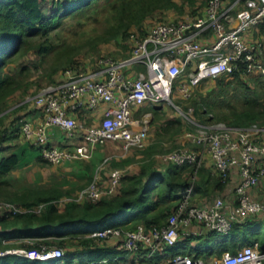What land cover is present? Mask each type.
<instances>
[{"label":"built area","instance_id":"1","mask_svg":"<svg viewBox=\"0 0 264 264\" xmlns=\"http://www.w3.org/2000/svg\"><path fill=\"white\" fill-rule=\"evenodd\" d=\"M240 5L235 21L230 23L231 12ZM259 26L262 38L246 42V32ZM206 34L213 36V40L202 43L199 38ZM131 38L133 45L126 57L104 56L92 65L84 64L81 70L67 68L61 82L36 95L35 103L41 107V122L34 125L29 120H21L20 131L25 140L40 147L44 160L60 163L88 158L95 146L106 141H119L124 152L131 147L141 148L146 143V125L134 126L132 108L144 103L153 106L167 103L178 108L172 100L174 96L189 99L203 80L234 71L260 72L264 77V63L256 58V49L264 41V0H207L200 16L183 21H158L150 25L143 36L131 34ZM135 66L141 68L135 69ZM101 105V117L95 123H87L76 116L81 108L91 112ZM52 127L63 129L67 136L81 132L82 143L75 150L49 145L47 130ZM185 137L197 146L196 150L181 147L160 156L166 163L194 167L166 223L150 228L138 224L132 230L108 226L88 233L86 236L95 240H118L124 253L80 264H264V249H260L258 240L233 252L224 251L205 258L194 252L165 254L166 248L181 236L190 238L206 232L226 234L233 225L264 213V201L250 193L251 187L264 181V124H198L195 130L186 132ZM204 153L215 174L222 178H230L234 171L238 174L230 199L216 196L207 202L194 201V182ZM98 169L92 180L77 192L76 201L89 199L94 202L102 194L113 193L122 170L111 169L108 184L100 187ZM41 208L42 204L36 211ZM1 210L25 211L9 201H0ZM21 241L32 243L34 239H2V244ZM156 253L164 255L163 258L146 262ZM6 254L50 260L62 257L64 249L46 243L32 250L0 248V256Z\"/></svg>","mask_w":264,"mask_h":264},{"label":"trees","instance_id":"2","mask_svg":"<svg viewBox=\"0 0 264 264\" xmlns=\"http://www.w3.org/2000/svg\"><path fill=\"white\" fill-rule=\"evenodd\" d=\"M99 1L101 0H0V197L25 209L24 212L14 213L6 210L0 211V228L2 229L0 248L7 246V244H2V239L20 240L22 238L34 239V242L25 244L29 250L39 248L40 243L56 244L65 248L64 255L56 259L37 260L17 254H6L0 256V264H73L74 260V264H80L124 253L123 249L119 247L118 240L109 242L95 240L87 237L86 234L108 226H119L124 230H132L138 224L145 228L165 224L177 205L180 191L187 185L193 173L194 167L189 164L178 166L166 163L162 168H158L152 159L141 164L135 173H123L113 193L102 194L94 202L89 199L78 202L74 199L77 192L84 187H81L77 192H61L55 188H49L7 193L8 184L4 177L22 163L24 155L28 161L30 160L28 159L30 153H27V150L39 151L40 149V147L30 144L19 148V151L5 153L10 149V146L6 145L7 142L17 141L21 138L20 125L24 115L20 112L28 109L29 104L24 102L7 110L12 105L10 101L15 93H21V97L17 101L20 102L29 89L25 81L29 67L27 64L17 67L14 62L30 53H33L37 59L50 53L54 47L47 42L54 35L53 31H57L67 18L81 14ZM105 1H108L107 9L111 16L107 15L103 35L96 37L95 41L111 42L117 45L118 41L128 39L133 27L143 36L146 32L143 27L144 21L154 15H158L162 20H154L151 25L158 21H166L162 17L165 11L184 12V6L187 4L192 8V13H198L199 9H203L207 2V0H203V5L195 7L196 0ZM83 65H74L71 68L81 70L84 68ZM57 69V67L53 68L54 71ZM246 76L252 77L255 82L258 81L261 85L264 84V77L260 72L244 74L240 70L213 78V82H211L213 86L206 94H199L204 101L205 99L216 100L218 97L222 100L226 96L229 101L233 96L226 95L225 91L232 88L234 89L232 95H235L238 94L236 86H240L244 95L243 106L238 109L235 105L229 104L226 107L228 112L222 115L229 125L246 126L256 121L264 123V86L262 85L260 92H255ZM63 79L64 75L61 73L56 83ZM200 87L201 84L196 86L194 93ZM191 98V102L197 104L196 97L192 96ZM198 103L201 104V102ZM143 105V107L150 108L154 116L158 115L162 107L148 103ZM203 106L205 107V105ZM37 108L41 111L40 106L37 105ZM217 108L215 107V109ZM218 109L220 110V108ZM5 110L7 111L2 113ZM7 118L11 119L6 123L4 120ZM165 122L170 126L173 123L180 124L181 120L173 118L172 120L166 119ZM158 128L162 127L159 125ZM185 140L189 141L186 137ZM145 147L146 143L141 148L131 147L125 156L108 158L104 163L110 168L109 170L122 168L129 163L130 158L126 154L132 150H141L150 155L153 153L151 147L147 151ZM37 157L40 155L38 154ZM24 163H27L26 160ZM102 169L99 168L98 173H101ZM229 181L230 178H222L215 174L210 166L202 163L197 169L194 182V201L207 202L211 196L222 195L228 187ZM252 188L254 186L250 188V191ZM40 204H42V208L36 211V207ZM262 214L253 216L243 225H233L230 231L222 236L215 232H206L203 235L190 238L181 236L177 242L187 240L193 242L195 240L194 246L205 247L208 254L211 251H214L215 255H220L224 251L233 252L239 246L245 245L238 243L241 227L245 229L243 231L251 232L257 236L262 233L264 236V230L262 231L264 214ZM113 218H117V221L112 223L110 220ZM262 239L260 247L264 249V238L262 237ZM254 240L258 239H252L246 243H251ZM195 254L198 256L200 253L196 251Z\"/></svg>","mask_w":264,"mask_h":264},{"label":"rangeland","instance_id":"3","mask_svg":"<svg viewBox=\"0 0 264 264\" xmlns=\"http://www.w3.org/2000/svg\"><path fill=\"white\" fill-rule=\"evenodd\" d=\"M107 3L108 1L104 2V0H101L81 14L79 13V15H75V17H70L64 20L59 26V29L57 31H53L55 32L54 35H52V38L47 42L52 44V46L54 47V49L50 53L43 55L42 57H40V59H37V57H35L33 53H30L29 55L21 57L14 62L17 67H19V65L21 64H27V66L29 67L25 79L26 85L29 89L28 92L25 93L24 99L20 102L17 101L20 99L21 93H15V95L11 97L12 99L10 101V104L12 105L7 110L24 102L29 104L33 103L37 94H39L48 86L57 84L56 81L60 78L61 73H63V71L67 68H71L72 66L79 64L83 65L86 62L93 63L98 58L104 56L121 59L126 57L130 53L133 45L131 34H135V36H141L140 32L137 31V29H134V27L131 29L128 39L125 41H118V45L111 42L106 43L102 41H95L96 37H100L101 35H103L102 33L104 25L106 24L107 15L111 16L109 9H107ZM202 3L203 0H196L195 7H200L201 5H203ZM184 9V12H179L178 10H169L163 12V20L183 21L187 20L190 16H193L192 8H190L189 5L186 4L184 6ZM158 19L161 18L158 15H154L152 18L144 21V29L147 30L151 23L154 22V20ZM93 44L96 46H92ZM54 67H57L58 69L54 71ZM246 77L248 83L253 87V90L255 92H260L262 90H260V88L262 87V85L264 86V84L261 85L260 82H255V79L253 80L250 76ZM212 86L213 83L207 82L201 84V87L198 88L199 90H195V93H193L194 95L192 96L196 97L197 104H193L191 102L192 98L186 100L182 98H174V100L172 98L178 108L176 109V107L173 105L163 103L164 105L161 107L160 112L155 116L152 113V110L148 107L141 108L140 106H136L132 108V118L134 126L139 128L142 125H146L145 150L147 151L148 148L151 147L153 153L150 155L149 153H143L141 150H132L128 152L126 156L130 158L129 163L122 166V168L119 167V169L122 170V173H135L139 170L141 164L147 163L152 159L156 167L162 168L163 166H165L166 162H163L160 159V156L175 148L184 147L196 150L197 146L194 143L185 140V133L191 130H195L198 124L222 122L229 125V123H227L228 121L222 118V115L228 112L226 107L229 104L235 105L238 109L243 106V90L240 88V86L237 85L236 90L238 94L232 95L234 90L232 88L225 91L227 93L226 95L233 96L229 101L228 99H226V96L222 100L219 99V97L216 98V100L208 101L207 99H205V102L204 99L199 96V94H206V92ZM198 102H201V104ZM202 104L205 105V107ZM215 107L220 108V110L218 108L215 109ZM173 118H179L181 120V123H173L170 126L166 125L165 120H172ZM251 123L264 124L260 121ZM159 125L162 128H158ZM64 139L65 136L60 131L57 138H55L54 143L58 145ZM67 140L76 142V138H67ZM116 144H118V142ZM118 152L119 149L117 148L112 147V149L110 150L107 147L106 150L105 147V149L101 150V152L96 155V161L94 162L95 165H92L90 172L92 173L94 167L96 166L101 169L104 167L101 170L102 172H106L107 170H109L110 168L106 166V163L103 162L102 158H105L106 155L117 154ZM38 153V150L30 151L31 156H37ZM203 156L204 158L202 160H207L208 156L206 155V153H204ZM20 173L25 177L26 169H23V171L21 170ZM33 174L35 179H32L27 175V180H24L23 178L19 180L17 179V181L14 180V184L16 186L20 184L21 186L24 185L25 187L31 188H46L58 185L72 186L78 183H82L81 185L83 187L87 185L84 183L86 182L84 180L85 177H78L71 171H66L59 166H53L50 164H47L44 169L33 172ZM76 190L79 189L75 188V190H73L72 192H76ZM213 197L214 196H211L210 199ZM1 200L5 199H0V201ZM116 219L117 218H113L110 220V222L113 223L114 221H117ZM243 230H245L243 227L239 229L241 235L238 243L248 245L250 243H246L247 241H250L252 239H258V241H262V237L264 238V236H262V233L259 234L260 236H257L256 234H252L251 232L249 233L248 231ZM263 230L264 227L262 228V231ZM222 235L223 234L219 233V236ZM30 243L31 242L29 241L13 242V244H7V246L9 245L10 247H25V244ZM195 244V240L193 242L189 240L179 241L175 245L168 246L165 250V254L171 255L175 253H195L196 251H198L200 253L199 255L203 258H205L206 256L215 255L214 251H211L210 254H208L205 247H197L194 246ZM49 245L59 246L56 244ZM59 247L65 250L64 247ZM260 249L262 250V248ZM163 256L164 255H157L156 253L151 259L146 260V262H156L159 259L163 258ZM120 260L124 259L121 258Z\"/></svg>","mask_w":264,"mask_h":264},{"label":"crops","instance_id":"4","mask_svg":"<svg viewBox=\"0 0 264 264\" xmlns=\"http://www.w3.org/2000/svg\"><path fill=\"white\" fill-rule=\"evenodd\" d=\"M240 7H241V5L239 7H237L234 11L231 12V15L229 16V20H231L230 23L235 21L236 11ZM201 12H202V9H199V11H198L199 14L198 13H193V16H190L187 20H191L193 18H196V17L200 16ZM259 38L260 39L262 38V30H261L260 26L259 27H253V28L249 29L246 32V34H245L246 42L256 41ZM199 39H200V41L202 43H209V42H211L213 40V36L206 34V35L200 36ZM256 58H257V60L259 62L264 63V41L263 40H262L260 46L256 49ZM86 63H89V62H86ZM89 64L92 65V64H94V62L93 63L91 62ZM134 68L135 69H140L141 67L140 66H135ZM207 82L211 83V82H213V79L203 80L200 84L207 83ZM174 98H180V97L179 96H174ZM163 105L164 104H160V106H163ZM143 106L144 105H142L140 107H143ZM154 106H156V105H154ZM102 108H103V106L101 105L99 107V109H96V111H91V112H89L85 108H81L80 110H78L76 112V116H77V118H79L81 120H84L87 123H95L101 117ZM6 111L7 110L3 111L2 113L6 112ZM20 113L24 115L22 119L29 120L34 125H37V124H39L41 122V111L37 108V105H36L35 101H33V103H30L28 105V109L22 110ZM9 119H11V118L5 119L4 122L7 123L9 121ZM60 131L64 134L65 139L63 141H61L60 144L57 145L54 142H55V138H57V136L60 133ZM47 135L49 137L48 144L55 145V146H58V147L67 148V149H70V150H75V148L82 143L81 132H79V131L76 132L73 136H67L63 129H61L59 127H52V128H48ZM22 137L23 136L21 134V138L19 140L13 141V142H7L6 145L10 146V149L8 151H6L5 153H9V152H12L14 150L15 151L16 150L19 151V148H23V147L31 144L29 141L25 140L24 137L23 138ZM67 138H70V139H75L76 138V142H74L72 140L68 141ZM117 142H118V144H116ZM105 147H106V150H107V147L110 150L112 149V147L117 148V149H119V152L117 154H113V155H106L105 158H102L103 160L108 159V158H120V157L125 156L126 152H124L122 150L121 143L119 141H106L102 145L95 146L91 150V156L88 157V158H73L72 160H67V161H63V162H60V163H50V162H47L46 160H44L42 158V156H41L40 149H39V153H38L40 155V157L28 155L29 156L28 159H30L28 161L26 156L24 155L25 158L23 159L22 163H20V165L17 166L15 169H12L11 171H9V173L4 177V179L6 180V182L8 184L7 187H6L7 193H9V192L20 193V192L25 191L26 189H49V188H55V189H57V190H59L61 192L62 191L63 192H66V191L72 192L73 190H75V188L80 189L81 187H83L81 185L82 183L81 184L78 183V184H75V185H72V186L58 185V186H50V187H46V188H40V187L31 188V187H25L24 185L21 186L20 184L18 186H16L14 184V180L17 181V179L19 180L21 178H23L24 180L25 179L27 180V175L30 176L32 179H35L34 176H33L34 175L33 172H36V171L41 170V169H44L47 164H50V165H53V166H59L60 168L65 169L66 171H71L74 175H77L78 177H85L84 180L86 182H84V183L88 184L89 183V179L91 177L93 178V176H94V174L96 172V169L99 168V167L96 166V167H94V170L92 171V173L90 172V170L92 168V165L93 166L95 165L94 162L96 161V155L99 152H101V150L105 149ZM27 153H30V151L27 150ZM25 160H26L27 163L23 164V162ZM207 160L203 161V163H205L207 166H210L211 162H210L209 157L207 158ZM79 167L82 168V169H80ZM210 168H211V166H210ZM23 169H26L25 177L22 176V174L20 173L21 170L23 171ZM109 171L110 170H107L106 172H103V173H102V171H101V173L99 172V178H98L99 186H104L105 184H107ZM92 178H91V180H92ZM238 178H239L238 174L236 173V171H234L231 174V176H230V181H229L228 187L225 189V191H223L224 193L222 195H220V196H222V197H224L226 199H230L233 196L232 189H233L234 183L237 181ZM77 191L78 190H76V192ZM250 193H251V195L254 198L264 201V181H261L257 186H254V188L251 189ZM216 196H219V195H216ZM216 196H214V197H216ZM0 199H4V198L0 197ZM211 199H209V200H211ZM1 201H8V200H1Z\"/></svg>","mask_w":264,"mask_h":264}]
</instances>
